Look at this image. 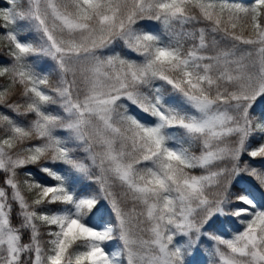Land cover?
Listing matches in <instances>:
<instances>
[{"label":"snow or ice","instance_id":"6c2138e0","mask_svg":"<svg viewBox=\"0 0 264 264\" xmlns=\"http://www.w3.org/2000/svg\"><path fill=\"white\" fill-rule=\"evenodd\" d=\"M205 248L264 264V0H0V264Z\"/></svg>","mask_w":264,"mask_h":264},{"label":"trees","instance_id":"16d2710c","mask_svg":"<svg viewBox=\"0 0 264 264\" xmlns=\"http://www.w3.org/2000/svg\"><path fill=\"white\" fill-rule=\"evenodd\" d=\"M155 27V26H154ZM250 183H254V182H251ZM94 187V185H93ZM117 242L113 241L111 242V244L109 245L110 247H113L115 246ZM195 261H196V264H203L204 261H206L208 259V256H207V249H203L202 250V253L201 254H197V256L194 258Z\"/></svg>","mask_w":264,"mask_h":264}]
</instances>
